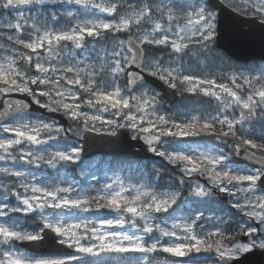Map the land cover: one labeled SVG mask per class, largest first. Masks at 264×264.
Returning <instances> with one entry per match:
<instances>
[{"label": "snow or ice", "instance_id": "6c2138e0", "mask_svg": "<svg viewBox=\"0 0 264 264\" xmlns=\"http://www.w3.org/2000/svg\"><path fill=\"white\" fill-rule=\"evenodd\" d=\"M0 264H264V0H0Z\"/></svg>", "mask_w": 264, "mask_h": 264}, {"label": "water", "instance_id": "95a60500", "mask_svg": "<svg viewBox=\"0 0 264 264\" xmlns=\"http://www.w3.org/2000/svg\"><path fill=\"white\" fill-rule=\"evenodd\" d=\"M169 99L172 100V103H170L167 107L170 108L175 102L179 100V97L173 98L171 96V93H169ZM42 111V110H41ZM57 119H60L59 115L56 117ZM106 137H96L94 140H90L89 145L87 146L88 157H92L96 154H103L109 157L113 158H123L127 159V157H124L120 155L121 149L113 147L107 143ZM140 155H143V152H140ZM150 155V154H149Z\"/></svg>", "mask_w": 264, "mask_h": 264}, {"label": "rangeland", "instance_id": "374dc122", "mask_svg": "<svg viewBox=\"0 0 264 264\" xmlns=\"http://www.w3.org/2000/svg\"><path fill=\"white\" fill-rule=\"evenodd\" d=\"M211 70L216 71V72H219L220 71L219 68H213ZM170 109L173 110V111H177V112H188L186 109H184L183 106H173ZM192 114L199 115L200 114V111L193 112ZM191 139H197V138H191ZM92 158H95L97 160H110V158H107V157H104V156H95V157H92ZM108 174L111 175L112 173L109 172ZM160 258L162 259L163 257H160Z\"/></svg>", "mask_w": 264, "mask_h": 264}, {"label": "trees", "instance_id": "16d2710c", "mask_svg": "<svg viewBox=\"0 0 264 264\" xmlns=\"http://www.w3.org/2000/svg\"><path fill=\"white\" fill-rule=\"evenodd\" d=\"M185 102H182L180 99L176 102V104L174 106H183L184 109H186L188 112H198L200 111V106H196V109L194 110L193 106L192 105H189V106H184ZM203 107H206V106H203ZM112 160V159H110ZM113 160H116V159H113ZM136 162V161H134Z\"/></svg>", "mask_w": 264, "mask_h": 264}]
</instances>
